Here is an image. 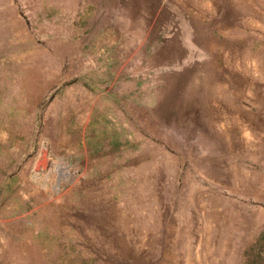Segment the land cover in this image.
<instances>
[{"label": "rangeland", "instance_id": "obj_1", "mask_svg": "<svg viewBox=\"0 0 264 264\" xmlns=\"http://www.w3.org/2000/svg\"><path fill=\"white\" fill-rule=\"evenodd\" d=\"M0 264H264V0H0Z\"/></svg>", "mask_w": 264, "mask_h": 264}]
</instances>
